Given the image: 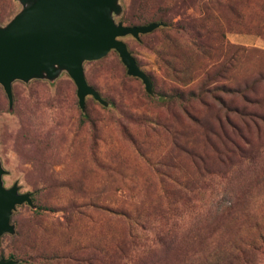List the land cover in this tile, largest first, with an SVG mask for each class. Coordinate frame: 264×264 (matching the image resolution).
I'll return each instance as SVG.
<instances>
[{
    "label": "rangeland",
    "instance_id": "374dc122",
    "mask_svg": "<svg viewBox=\"0 0 264 264\" xmlns=\"http://www.w3.org/2000/svg\"><path fill=\"white\" fill-rule=\"evenodd\" d=\"M129 2L117 0L121 13L112 16L115 23L125 24L123 14L136 22L157 11H167L172 23L137 40L120 38L139 70L152 80V95L139 79L126 75L115 52L82 64L86 83L106 107L87 96L81 111L75 86L64 71L51 81L13 82L11 107L0 86L2 186L15 184L19 194L32 197L34 207L41 206H15L13 233L0 237L3 258L11 253L18 264H89L91 256L96 259L92 264H223L217 262L219 246L246 241L254 222L264 233V0H141L139 15L127 11ZM20 9L16 0H0V26ZM176 11L199 27L202 21L211 48L201 49L176 33L183 23ZM203 84L260 99L252 106L218 93L221 106L212 104L213 111L197 103L190 106L193 118L213 130L214 135L206 132L213 152L206 145L202 151L200 126H192L172 104L156 100L159 91L173 87L187 93ZM237 108L256 113L263 124L244 133L232 113ZM227 138L248 149L245 154L257 166L247 165L248 157L243 164L218 162L224 149L219 142L227 149L231 145ZM190 153L209 155L207 169L215 172L198 183L204 192L196 197V219L184 213L183 205L175 206V234L181 242L159 248L148 230L156 226L161 209L176 201L161 189H172L174 178L178 183L196 181ZM225 187L234 190L230 196L223 194ZM227 201L234 203L233 216L207 215L213 205ZM118 211L138 216L144 224V231L133 228L138 247L127 246L128 224ZM203 227L197 238L187 240L191 229ZM249 264H264V256Z\"/></svg>",
    "mask_w": 264,
    "mask_h": 264
},
{
    "label": "water",
    "instance_id": "95a60500",
    "mask_svg": "<svg viewBox=\"0 0 264 264\" xmlns=\"http://www.w3.org/2000/svg\"><path fill=\"white\" fill-rule=\"evenodd\" d=\"M21 9L0 26V86L12 105L11 84L31 80H53L64 71L75 86L77 105L84 108L85 97H91L106 107L99 94L83 75L84 62L97 61L109 51H115L126 75L141 81L144 91L152 95L151 84L139 70L120 38L152 32L162 23L124 26L114 22L121 8L117 0H16ZM0 167V237L13 233L10 216L15 206H31L29 194H19L12 185L5 189L1 183ZM2 260L0 264H15Z\"/></svg>",
    "mask_w": 264,
    "mask_h": 264
},
{
    "label": "trees",
    "instance_id": "16d2710c",
    "mask_svg": "<svg viewBox=\"0 0 264 264\" xmlns=\"http://www.w3.org/2000/svg\"><path fill=\"white\" fill-rule=\"evenodd\" d=\"M6 3H7V0H6ZM9 3L10 2L8 1V4ZM181 3L183 4L184 2L182 1ZM142 8L143 6L141 4V0H130L129 8L127 9V11L129 13L138 14ZM175 14L183 20L182 25L176 28L177 29L176 33L178 35H184L187 39L190 38V40L196 41V43L201 47V49L206 48L208 50L209 48H211L207 44V40L210 38V35H209V32L201 26L202 21H200V27H199L193 24L194 22H192V20L188 18L187 15H185V13H183L182 11H179V12L176 11ZM142 17L138 19V21L135 22L130 16H126V14L125 15L123 14L120 17V20L124 22L125 23L124 26H127V27L143 26L149 23H162L164 25L167 24V26H170L169 24H172L168 17L167 11L154 12L148 18H144V17L142 18ZM1 23L2 22L0 20V24ZM157 29L166 30L163 27H158ZM148 34L139 35L138 38L144 37ZM127 50L129 51L128 48ZM109 52H115V51H109ZM129 53L131 55L130 51ZM218 74H220L219 71L216 75L218 76ZM145 76L149 80L151 84V88H152V80L147 75ZM257 81L258 79L256 80V82ZM260 81L263 82V85H264V78H261ZM218 93H223L229 96L235 95L237 97H240L242 100L247 101L248 105H252V106H257L260 101V99H257L256 96H254L253 101H251L250 99H248V97L245 95V93L242 90H231L230 91L229 89H225L222 86L208 88L207 85L205 84L200 85L196 91H188L187 93L171 87L170 89L166 91H163V92L159 91L158 93H156V100L160 104H164V105L172 104L179 110V112L182 115L186 116L189 119V122L191 123L192 126H200V131L203 133V136H204L202 137L203 140H201L202 145H203L202 151L204 150L205 145H206L207 148L212 150L213 152L214 147H212V145L208 142V139L206 137L207 131H208V135H214L213 130L210 127H208V129L205 130V124L203 125L200 119L193 118L192 113L194 111L192 110V107L190 106L194 103L195 104L197 103V104L202 105L204 108H207L213 111L215 108L211 106L212 104H216L215 105L216 108L221 106L220 98L217 95ZM209 99H210V102L208 101ZM219 112L220 111L216 110V114H219ZM232 113L235 114L237 118H239V124H242L243 126L241 129L246 134L249 133V131L252 128L257 129L258 122H261V123L263 122V119H260L259 115L253 112L249 113L247 112V110L245 111V109L237 108V109H234ZM211 118H214V120H216V117H214L213 115L211 116ZM243 132L241 133L243 134ZM262 132L264 134V131ZM235 136H238V138H240L243 141L245 146H250L251 141L249 139L243 140V137H241L240 133H238ZM223 138L225 140L224 136ZM226 140L231 145L228 144V149H227L224 142L223 143L219 142L220 146L224 147V149H221L223 152V155H219L217 157V161L226 166H229L232 163L233 164L234 163L243 164V161L248 157V155L245 154V152L247 153L248 149H246L244 146L237 145V143L231 142L228 138ZM214 153L217 154L216 151H214ZM189 158L194 160L192 161L193 164L192 163L191 164L193 165V167L197 168L194 172L196 176V181H192V180L190 182L180 181L178 183V180L174 178L172 182H173V185L175 186H172V189L170 188L161 189V194L163 196L166 197L170 193L173 197L176 198V201L171 202L170 204L166 205V207L161 209L160 215L158 216L159 220L158 222L155 221L156 226L150 227V229L148 230L149 233L151 234L152 241L159 248H163L165 246H167V248L176 247L181 242V239L178 240L177 235L175 234V230H177L178 218H179V216L175 214V212L177 211L175 206L178 204L183 205L186 208L184 213L187 214L188 217H193L192 220L196 219L198 215V213L196 212V203L198 202L196 200V197L199 194L204 192L203 188L200 187L198 183L202 184L203 181L212 178L213 176L212 172H215V171H212V168L207 169L208 165L206 163L211 162V157L209 155L202 156L201 154L200 156H197L196 154L190 153ZM248 158L249 159H247V163H246L247 165L257 166L252 157H248ZM195 160L197 161V163ZM211 164H213V162ZM217 172L219 171L217 170ZM215 175H218V174H215ZM212 188L213 187H209V190H211ZM233 191L234 190L232 188L228 189L225 187L223 189V194L226 196H230L233 193ZM29 199L31 201L32 208L41 209V206L34 207L32 197L29 196ZM118 214H120L121 217L124 218L125 222H127L128 224L127 246L129 247V249L138 247V243L140 241L138 240V236H134L133 228L139 227L142 231H144L146 229L145 227H143L144 224L140 222V218L138 216H134L131 218V213H128L127 211L125 212L120 211ZM212 214H214V216L216 217L217 216L218 217L225 216V218L231 217L234 214V203H232V201H227L224 204L213 205V210L209 211L207 215L209 216ZM205 228L206 227L198 228V229L195 228V230L191 229L188 233L187 240L192 242L195 238L198 237L199 235L198 233L204 230ZM250 230H254V232L248 235V239L246 241L245 240L227 241L222 245V247L219 246L218 250H220L219 252L221 254V258L217 262H221L223 264H249V263H253L255 261V258H257L258 256H264V233H261V231L259 232L260 226H258L257 222H254L250 226ZM0 259L13 260L16 262L15 264H18L20 262L15 257V255L11 253H9L7 257L5 258H3L2 255H0ZM94 260L96 259H94V257L91 256V258H89V264H92Z\"/></svg>",
    "mask_w": 264,
    "mask_h": 264
}]
</instances>
